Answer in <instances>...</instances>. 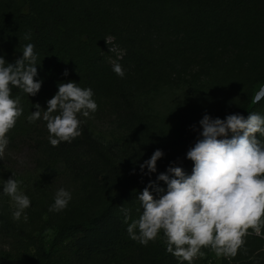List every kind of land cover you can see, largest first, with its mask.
Segmentation results:
<instances>
[{
    "label": "trees",
    "instance_id": "trees-1",
    "mask_svg": "<svg viewBox=\"0 0 264 264\" xmlns=\"http://www.w3.org/2000/svg\"><path fill=\"white\" fill-rule=\"evenodd\" d=\"M26 33L31 34L30 40L24 39ZM108 37L125 51L124 66L132 74L121 78L104 60ZM28 43L35 45L38 57L34 79L43 83L35 96L13 87L12 97H20L23 112L7 136L32 150L38 167L62 162L77 192L63 211L50 212L42 205L33 212L38 226L32 232L18 230L12 263L59 264L54 251L81 234L73 240L75 264H180L166 251L163 231L147 246L132 240L120 208L131 209V218L138 219L142 213L138 194L150 182L166 189L157 177L172 164L191 175L194 164L186 153L199 135L184 138L179 146L156 138L134 101L141 89L167 84L172 77L181 79L188 73L189 56L211 62L236 50L244 54L255 47L264 50V0H0V56L14 63ZM262 61L260 72L245 79L227 115L264 116V98L252 103L253 87L264 85ZM70 81L91 87L98 109L90 118L78 117L79 137L53 147L46 122L29 123L27 117L37 110V103L46 110L58 83ZM94 118L113 119L142 153L133 154V161L119 162L109 144L94 139L90 125ZM257 139L264 141L259 134ZM157 149L164 153L157 171L142 174L139 165ZM153 195L157 194L153 191ZM11 225L7 218L0 222L5 239H15L16 228ZM48 231L53 238L46 245L41 236ZM244 239L236 257L220 264H250L249 259L262 250L264 238L250 234ZM193 264L206 263L197 258Z\"/></svg>",
    "mask_w": 264,
    "mask_h": 264
},
{
    "label": "clouds",
    "instance_id": "clouds-1",
    "mask_svg": "<svg viewBox=\"0 0 264 264\" xmlns=\"http://www.w3.org/2000/svg\"><path fill=\"white\" fill-rule=\"evenodd\" d=\"M24 39L30 40L31 34L26 33ZM34 49V44H26L14 63L0 56V159L10 142L7 134L23 112L20 97H12L13 87L28 96L37 95L42 87L43 82L34 79L38 75ZM112 70L123 78L119 63H113ZM63 74L67 76V70ZM57 87L46 102L47 109L37 103V110L27 117L29 123L40 119L46 122L53 147L79 137L82 121L78 117L90 118L98 109L91 87L81 88L74 81L60 82ZM262 98L264 86L254 94L252 103ZM199 125L202 131L186 153L194 164L191 175L172 164L157 177L166 189L150 182L138 194L142 208L138 219L131 218V209L120 208L132 240L147 246L163 231L166 251L180 264H193L195 259L203 258L202 248H210L217 257L235 258L246 236L264 238V141L257 139V134L264 137V116L252 112L245 118L237 113L220 119L205 114ZM163 156L162 150H155L139 165L141 173H155L157 161ZM21 183L15 178L3 180L2 192L12 201V218L19 221L23 215L27 221L25 210L31 200L20 191ZM70 200L71 193L60 188L49 211H63Z\"/></svg>",
    "mask_w": 264,
    "mask_h": 264
},
{
    "label": "rangeland",
    "instance_id": "rangeland-1",
    "mask_svg": "<svg viewBox=\"0 0 264 264\" xmlns=\"http://www.w3.org/2000/svg\"><path fill=\"white\" fill-rule=\"evenodd\" d=\"M102 55L111 67L113 63H119L124 70V76L132 74V69L124 66L125 51L115 44L112 38L106 39V49ZM263 58L264 50L259 47L246 54L236 50L211 62L208 58L198 60L189 56L188 73H185L181 79L172 77L167 84H158L157 87L150 85L141 89L138 97L135 98L134 106L136 105L143 118L150 122L156 138H163L166 142L179 146L184 138H194L199 135L202 131L199 121L205 114L212 118L226 117L241 95L245 79L260 72ZM261 86L264 85L253 87V96ZM90 125L94 139L109 144L117 153L119 162L133 161V154L142 153L135 143L128 141V136L114 124L113 119L94 118ZM9 141L3 159H0V222L3 224L4 219L7 218L12 222L11 226L16 229L15 239H5L0 235V264H14L12 253L17 250V245L13 246V242L18 241V230L32 232L38 226L36 221H33L35 219V216H32L33 212L41 210L42 205L49 208L54 203L55 193L60 188L69 191L71 199L77 192V184L67 173L62 162L38 167L34 162L35 156L32 150L18 143L17 140ZM9 178L22 181L20 191L31 200V206L25 210L27 221L23 219V215L19 221L12 218L14 211L12 201L2 192V182ZM81 236V234L75 235L63 245L67 244V247L54 251L59 264H75L73 240ZM52 238L53 234L50 231L41 236L46 245L50 244ZM201 251L205 254L203 259L206 264H220L223 259H229L217 257L210 248H202ZM20 252L24 251L20 250ZM249 263L264 264V246L257 255L249 259Z\"/></svg>",
    "mask_w": 264,
    "mask_h": 264
}]
</instances>
